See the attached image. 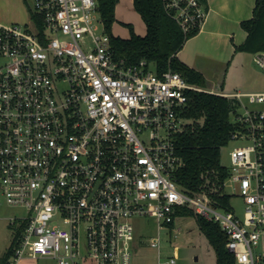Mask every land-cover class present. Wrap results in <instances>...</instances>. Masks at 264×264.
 Masks as SVG:
<instances>
[{"label": "built area", "instance_id": "2783aa9c", "mask_svg": "<svg viewBox=\"0 0 264 264\" xmlns=\"http://www.w3.org/2000/svg\"><path fill=\"white\" fill-rule=\"evenodd\" d=\"M161 3L184 35L207 12L201 0ZM28 17L0 23V204L26 212L8 219L21 233L6 264H131L132 220L170 232L184 207L219 226L234 264H264V110L254 107L264 92L205 90L116 57L96 0H31ZM252 62L264 74V51ZM189 92L235 100L230 141L239 145L228 152L222 190L240 198V219L176 181L183 162L174 138ZM159 244L158 235L148 240Z\"/></svg>", "mask_w": 264, "mask_h": 264}, {"label": "trees", "instance_id": "16d2710c", "mask_svg": "<svg viewBox=\"0 0 264 264\" xmlns=\"http://www.w3.org/2000/svg\"><path fill=\"white\" fill-rule=\"evenodd\" d=\"M117 1L96 0V12L113 54L129 64L144 61L155 74L171 70L188 84L205 89L202 76L176 58L185 41L198 29L184 35L165 13L161 0H131L134 11L144 24L145 33L138 36L130 28L128 38L113 37L110 27ZM240 27L246 37L242 44L233 46L234 53L253 55L264 51V0L254 1L251 18L242 21ZM235 106V100L231 98L189 92L180 111L184 128L174 138L176 153L183 162V167L175 173L181 190L189 196L204 194L212 204L220 207H227L230 200L222 190L228 169L220 164L219 159L221 148L229 143L231 134L238 129L230 122ZM182 214L193 216L199 231L213 248L216 264H234L233 255L225 249V236L216 223L204 220L186 207L177 210L174 218ZM20 233L21 228H16L9 247L0 256V264H6L12 256Z\"/></svg>", "mask_w": 264, "mask_h": 264}, {"label": "rangeland", "instance_id": "374dc122", "mask_svg": "<svg viewBox=\"0 0 264 264\" xmlns=\"http://www.w3.org/2000/svg\"><path fill=\"white\" fill-rule=\"evenodd\" d=\"M30 8L31 0H0V23L4 25L26 24L29 19L28 9ZM130 28L136 35L143 36L145 33L144 24L134 11L130 0H118L114 8V21L110 27V34L113 37L128 38ZM252 70L259 73L264 79V74L255 65L252 66ZM236 82L237 77L230 74L223 89L220 87L219 82L213 80L207 81L204 88L214 92H220L221 90L230 92L236 89ZM254 107L264 110V103L254 105ZM238 145L239 142L230 141L225 147L221 148L219 161L222 166L229 167L228 152ZM226 191L231 193L230 188H226ZM229 208L237 218H241L243 204L240 198L231 197ZM25 217L26 212L24 209L11 208L3 203L0 204V256L9 247L12 235L18 226V222L14 226L9 225L8 219L17 218L18 221H21ZM132 225L135 241L132 246L131 264H157L158 257L165 260L174 253L177 257L175 264H216L213 248L199 231L191 215L175 216L170 232L168 229L157 230L155 222L150 218H135L132 220ZM157 235L160 238L158 249L150 248L148 240L157 237ZM35 264H54V262L50 259L40 258L35 260Z\"/></svg>", "mask_w": 264, "mask_h": 264}, {"label": "crops", "instance_id": "0c3cea01", "mask_svg": "<svg viewBox=\"0 0 264 264\" xmlns=\"http://www.w3.org/2000/svg\"><path fill=\"white\" fill-rule=\"evenodd\" d=\"M254 1L202 0L207 9L205 19L197 33L185 41L176 55L178 61L198 72L205 84L210 80L217 81L223 89L230 74L237 77L235 90L220 92H263L264 79L252 70V55L234 53L233 50V46L245 40L246 33L240 23L251 18ZM17 264H35V260L22 259Z\"/></svg>", "mask_w": 264, "mask_h": 264}]
</instances>
